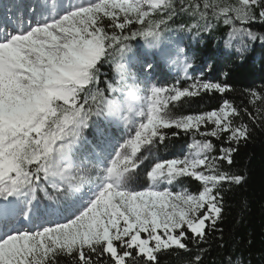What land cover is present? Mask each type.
Returning <instances> with one entry per match:
<instances>
[{
	"label": "snow or ice",
	"instance_id": "1",
	"mask_svg": "<svg viewBox=\"0 0 264 264\" xmlns=\"http://www.w3.org/2000/svg\"><path fill=\"white\" fill-rule=\"evenodd\" d=\"M180 16L194 22L173 28ZM213 20L241 58L264 48L254 30L264 0H0V264H160L159 253L190 245L187 264H202L224 186L245 182L230 170L251 137L243 117L264 128V89L245 90L252 111L226 98L176 111L183 99L232 91L191 76L206 61L194 68L186 37L171 39L210 32ZM133 41L140 57H129ZM162 63L176 83L156 80ZM181 133L187 151L160 157ZM185 180L198 191L179 187Z\"/></svg>",
	"mask_w": 264,
	"mask_h": 264
},
{
	"label": "trees",
	"instance_id": "2",
	"mask_svg": "<svg viewBox=\"0 0 264 264\" xmlns=\"http://www.w3.org/2000/svg\"><path fill=\"white\" fill-rule=\"evenodd\" d=\"M193 22L187 16H180L172 27L178 28L181 24L190 25ZM212 23L213 28L210 32H201L199 36L174 33L171 39L174 40L176 35H186L184 42L191 46L188 50L189 55L195 53L192 61L199 63V68L202 61H206L203 65V74L199 70L190 71L191 76L227 83L232 91L224 94L223 97L219 93H202L197 97L183 99L176 111L183 114L210 111L218 108L225 98L231 100L238 108L248 107L252 111L245 90L264 89V48H261L257 42L251 45L241 58L235 46L231 49H226L224 46L229 31L228 26L223 25L222 22L217 24L214 20ZM254 30L264 31V27L255 25ZM132 45L131 53L139 57V49L135 50L137 42L133 41ZM161 69L156 80L165 85L176 83L177 71L170 63L167 65L162 63ZM105 71H109L107 66ZM179 80L182 87H187L191 83V80H186L182 74ZM101 87L104 85L102 84ZM243 119L252 127L251 137L246 142H241L237 152L234 153V165L230 170L243 175L245 182L239 186H224L222 219L217 224L218 230L211 232L207 238L208 242L202 246L205 249L202 254V264H223L229 256L234 261L239 259L241 264H264V128L252 126L246 115ZM92 132L95 130L93 129ZM86 135L92 138L89 132H86ZM190 142L191 137L181 133L179 137L167 142V148L161 147L159 156L162 158L181 156L187 151V144ZM213 142L218 148L220 142L215 140ZM143 182L144 177L141 175L133 177L131 185L137 187ZM179 187H187L190 191L197 192L199 183L185 180ZM221 244L223 247L220 246ZM190 248L191 253L183 250L159 253L160 264H187L197 251L191 245ZM61 264H67V261L62 259Z\"/></svg>",
	"mask_w": 264,
	"mask_h": 264
},
{
	"label": "rangeland",
	"instance_id": "3",
	"mask_svg": "<svg viewBox=\"0 0 264 264\" xmlns=\"http://www.w3.org/2000/svg\"><path fill=\"white\" fill-rule=\"evenodd\" d=\"M49 2L51 3V0H49ZM184 36H186V35H184ZM142 44H143V42L140 43V45H142ZM185 45L186 44L184 42L181 46L184 47ZM136 49H139V57L143 54V51H145L142 47H140L138 45L135 46V50ZM133 56H135L133 53H129V57H133ZM191 62L193 63V67L194 68L199 69V63L194 62V61H191ZM132 71H133V73H138V65L137 66H133L132 67Z\"/></svg>",
	"mask_w": 264,
	"mask_h": 264
}]
</instances>
